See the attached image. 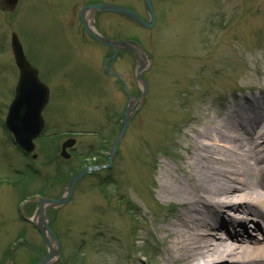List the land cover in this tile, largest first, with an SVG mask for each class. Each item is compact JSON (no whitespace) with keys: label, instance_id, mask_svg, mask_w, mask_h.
<instances>
[{"label":"rangeland","instance_id":"rangeland-1","mask_svg":"<svg viewBox=\"0 0 264 264\" xmlns=\"http://www.w3.org/2000/svg\"><path fill=\"white\" fill-rule=\"evenodd\" d=\"M11 1L0 0V264H36L47 256L41 235L21 219H31L37 208L24 204L59 199L70 179L90 166L104 168L80 179L68 202L46 213L63 264H108L107 251L139 255L142 262L147 256V264H153L152 251L160 246L152 236L154 220L134 218L138 227H133V238L121 228L122 217L114 219L109 231V215L125 208L124 193L151 210L153 219L171 214L158 207L150 191L165 168L177 174L183 132L191 133L190 124H201L208 106L224 109L222 98L230 102L233 96L255 94L264 100V0H150L155 15L150 29L113 13L88 17L102 36L138 43L149 61L142 74L145 101L137 105L108 168L128 98L120 82L103 70L111 50L85 33L79 11L111 4L147 21L143 0ZM13 33L50 89L42 112L44 129L28 154L5 125L19 78ZM109 68L127 84L128 94L140 97L131 53L118 54ZM175 121L179 124L174 129ZM70 139L75 144L64 159L62 145ZM132 171L141 177L138 183L127 180ZM97 244L102 249L96 255L92 250Z\"/></svg>","mask_w":264,"mask_h":264},{"label":"bare ground","instance_id":"bare-ground-1","mask_svg":"<svg viewBox=\"0 0 264 264\" xmlns=\"http://www.w3.org/2000/svg\"><path fill=\"white\" fill-rule=\"evenodd\" d=\"M231 99L222 98L224 109L208 106L201 124L183 132L177 174L165 168L153 181L151 196L171 214L153 219L151 210L124 193L125 208L109 215V231L122 217L121 228L133 238L134 218L154 220L152 236L160 246L152 251L153 264H264V100L255 94ZM140 179L127 174L132 183ZM101 249L97 244L92 251ZM104 256L108 264L148 261L109 251Z\"/></svg>","mask_w":264,"mask_h":264},{"label":"water","instance_id":"water-1","mask_svg":"<svg viewBox=\"0 0 264 264\" xmlns=\"http://www.w3.org/2000/svg\"><path fill=\"white\" fill-rule=\"evenodd\" d=\"M16 3L17 0L11 1L12 5H15ZM143 3L149 16V20L147 21L143 20L138 14L129 9L111 4L85 6L81 9L79 15L85 33L99 44L109 47L112 50V55L102 61V67L109 76L120 79L118 73L111 72L108 62L113 60L116 55L121 52H130L137 63L135 78L140 84L141 95L138 98L131 96L127 92V84L123 83L125 94L128 97V103L123 113L120 129L112 145L109 155V165L105 166L106 168L110 166L111 161L116 154L119 143L123 138L133 114L137 110V105L139 106L138 108H140L145 101L147 81L142 74L146 70L149 61L147 54L138 43L129 40L118 41L103 37L92 27L88 17L94 13H114L132 19L142 28L150 29L155 24L154 11L150 0H143ZM11 48L15 65L19 70V78L15 88V97L8 109L5 125L8 131L13 135L15 144L20 147L23 152L31 153L34 150V140L41 135L44 127L42 111L49 100V89L39 80L37 69L32 67L27 61L22 45L15 33L11 35ZM73 143L74 140H68L62 145L61 156L63 158H69L66 149L70 148ZM102 168L104 167L90 166L74 175L59 199H37L38 213L35 225L46 243L48 255L43 257L42 260L36 264H53L56 260H59L61 264H63L59 241L48 226L46 213L49 209L65 205L71 197L76 183L85 175L101 170Z\"/></svg>","mask_w":264,"mask_h":264},{"label":"flooded vegetation","instance_id":"flooded-vegetation-1","mask_svg":"<svg viewBox=\"0 0 264 264\" xmlns=\"http://www.w3.org/2000/svg\"><path fill=\"white\" fill-rule=\"evenodd\" d=\"M111 50V49H110ZM122 53V52H121ZM120 54V53H119ZM117 79V78H116ZM119 82H120V84L122 85L123 83V81H122V78L119 80V79H117ZM122 87H123V85H122ZM123 93H124V95H125V92H124V90H123ZM49 94H50V89H49ZM126 96V95H125ZM127 97V96H126ZM64 144V143H63ZM74 144H75V141H74V143H73V145L69 148L70 149V151L72 150V148L74 147ZM69 149L67 150V151H69ZM36 206V208H37V210H36V213L34 214V216L31 218V219H29V218H26L25 216H23V215H21V219H23V221H25V222H28V223H31V225H33V227H35V229L38 231V233L40 234V232H39V230L37 229V227H36V225H35V221H37V213H38V203H37V199H34V200H32V199H30V200H28L25 204H24V208H25V206L26 207H28V208H30V207H32V206ZM47 212H49V210L47 211ZM41 235V234H40ZM41 237H42V235H41ZM42 240H43V243L45 244V242H44V239H43V237H42Z\"/></svg>","mask_w":264,"mask_h":264}]
</instances>
